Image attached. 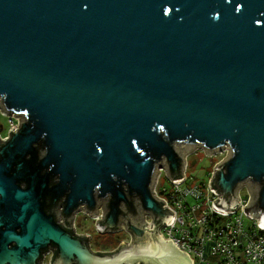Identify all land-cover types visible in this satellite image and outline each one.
Instances as JSON below:
<instances>
[{"label":"water","instance_id":"1","mask_svg":"<svg viewBox=\"0 0 264 264\" xmlns=\"http://www.w3.org/2000/svg\"><path fill=\"white\" fill-rule=\"evenodd\" d=\"M0 104L23 117L0 140V264L50 247V264H192L153 185L196 147L228 148L214 205L246 185L264 224V0H0ZM100 206L134 244L101 254L74 233Z\"/></svg>","mask_w":264,"mask_h":264},{"label":"built area","instance_id":"2","mask_svg":"<svg viewBox=\"0 0 264 264\" xmlns=\"http://www.w3.org/2000/svg\"><path fill=\"white\" fill-rule=\"evenodd\" d=\"M12 117L9 116V120L12 122L8 135L3 136L0 132L1 141L7 140L11 135V130L19 127L20 120L18 123H14ZM196 148L203 149L205 154L210 157L217 152L224 151L228 154L227 147L215 152H210L202 147ZM192 154L183 152L182 174L184 177L182 179L174 180L166 167H161L157 171L153 185L154 194L164 202L167 208L174 211L171 221L160 227L159 231L164 237L171 239L179 250L187 253L192 264H264V224L246 211L245 205L250 196L243 198L241 187L239 189L241 201L238 200L239 205L234 210L218 209L214 205V201L221 196V193L214 191L211 181L215 177L217 165L223 159L214 164L206 181L191 183V177L188 175L190 167L188 158ZM164 176L170 181L169 187L163 185ZM81 212L93 219L97 233L119 231V229L105 231L98 226L100 219L104 216V211L101 208H98V211L92 215L84 211ZM77 214L73 219L74 233L91 239L92 233L82 232L78 229ZM150 216L149 218L146 213L144 219L151 222L153 217ZM246 220H253V223L247 226ZM59 222L63 225L66 224L65 219L61 216H59ZM52 254L53 248H49L43 254V264L51 263Z\"/></svg>","mask_w":264,"mask_h":264},{"label":"rangeland","instance_id":"3","mask_svg":"<svg viewBox=\"0 0 264 264\" xmlns=\"http://www.w3.org/2000/svg\"><path fill=\"white\" fill-rule=\"evenodd\" d=\"M5 113V114H4ZM8 114V115H7ZM9 115V113L6 112V110L3 108V106L0 104V132L3 136L8 135V130L11 127V122L9 120V116L12 117V119L15 121L14 123H18L19 120H21L23 117L18 115ZM185 153L192 154L188 158V161L190 163V167L188 169V175L190 178L191 183H198L206 181L208 178L209 171L213 168L214 164L218 163L222 159H224L227 155V152H217L213 154L211 157L207 156L201 148H193L189 151H186ZM164 183L163 185L166 187L170 186V181L163 177ZM241 194L243 198H246L247 196H250L248 188L246 185L242 186ZM76 223L78 226V229L82 232H90L92 233L93 242L96 244V242L101 241H108V240H114L116 238V235H112L110 233L105 234H99L95 230V223L93 219L86 215L83 212H78ZM253 223V220H246L245 224L247 226L251 225ZM125 233L120 234L119 237L124 236ZM118 238V237H117Z\"/></svg>","mask_w":264,"mask_h":264},{"label":"crops","instance_id":"4","mask_svg":"<svg viewBox=\"0 0 264 264\" xmlns=\"http://www.w3.org/2000/svg\"><path fill=\"white\" fill-rule=\"evenodd\" d=\"M99 208H101L104 211L102 206H100ZM150 215L151 214L148 213L149 218L151 217ZM118 229H119V231H116V232H113V234L112 233H110V234L116 235L115 239H117V237L120 238L121 239L120 242H118L117 244H111V243L106 244L104 241H101V242H96V244H94L93 237H92L91 239H89L90 248L94 252L102 254V253H113L115 251H118L122 248V246L124 244H128V245L134 244V236H133V233L131 232V230L127 227V220L122 219L121 220V227L117 228L116 230H118ZM107 233H109V232H107ZM122 233H125L124 236L119 237L120 234H122ZM164 238H166V237H164ZM190 260H191V258H190Z\"/></svg>","mask_w":264,"mask_h":264},{"label":"trees","instance_id":"5","mask_svg":"<svg viewBox=\"0 0 264 264\" xmlns=\"http://www.w3.org/2000/svg\"><path fill=\"white\" fill-rule=\"evenodd\" d=\"M113 234V233H112ZM120 238H117V239H114V240H108V241H106L105 243L106 244H117L118 242H120Z\"/></svg>","mask_w":264,"mask_h":264},{"label":"flooded vegetation","instance_id":"6","mask_svg":"<svg viewBox=\"0 0 264 264\" xmlns=\"http://www.w3.org/2000/svg\"><path fill=\"white\" fill-rule=\"evenodd\" d=\"M50 248H53V250H54V253H55V247H50Z\"/></svg>","mask_w":264,"mask_h":264}]
</instances>
